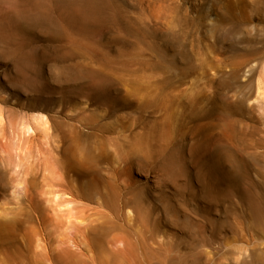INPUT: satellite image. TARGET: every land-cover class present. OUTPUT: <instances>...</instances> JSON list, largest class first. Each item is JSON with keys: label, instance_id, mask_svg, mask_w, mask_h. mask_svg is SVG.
<instances>
[{"label": "rangeland", "instance_id": "1", "mask_svg": "<svg viewBox=\"0 0 264 264\" xmlns=\"http://www.w3.org/2000/svg\"><path fill=\"white\" fill-rule=\"evenodd\" d=\"M259 89L264 0H0L23 264H264Z\"/></svg>", "mask_w": 264, "mask_h": 264}, {"label": "bare ground", "instance_id": "2", "mask_svg": "<svg viewBox=\"0 0 264 264\" xmlns=\"http://www.w3.org/2000/svg\"><path fill=\"white\" fill-rule=\"evenodd\" d=\"M260 90V89H259ZM261 95L264 93V90H260ZM259 93V92H258ZM37 119H34V126L32 125H27L26 128L24 126L22 127L24 130V133H29L30 131L34 130V127L36 130H40L44 134L47 135V130H48V122L45 119V117H36ZM1 121L2 117L0 114V126H1ZM20 130V129H19ZM20 130V131H23ZM10 160V159H9ZM12 161V160H11ZM13 162H8L9 165H12ZM75 163V162H74ZM77 164H75L76 166ZM71 166V165H70ZM14 185V184H13ZM12 185V187H13ZM19 185V184H17ZM16 185V186H17ZM16 186L13 188V197L15 199H18L19 194L18 191L16 190ZM18 188V187H17ZM60 197V194L58 193H53L52 194V199L56 201L57 198ZM51 199V198H50ZM21 206V205H20ZM31 209V207H30ZM32 211V210H31ZM26 222L20 215L18 216H8L7 213L0 211V264H23L26 260V253L23 249L17 246L16 240L19 239V230L21 229L23 223ZM92 232V231H91ZM20 239L23 241H28L24 236H20ZM98 251L102 253V251L105 250V246L102 243H97L96 244ZM41 253V252H39ZM38 254V252H35V255ZM64 254L66 252L59 251L55 252V250H51L48 252V256L43 255L41 253L40 257L42 256L43 259H45L47 262H56L59 260H62ZM39 258V257H38ZM35 259L32 261L30 264H43V259ZM42 259V260H41Z\"/></svg>", "mask_w": 264, "mask_h": 264}]
</instances>
